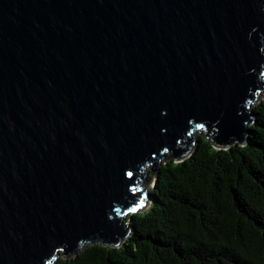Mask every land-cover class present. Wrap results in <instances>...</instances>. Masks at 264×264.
Returning <instances> with one entry per match:
<instances>
[{
  "label": "water",
  "instance_id": "1",
  "mask_svg": "<svg viewBox=\"0 0 264 264\" xmlns=\"http://www.w3.org/2000/svg\"><path fill=\"white\" fill-rule=\"evenodd\" d=\"M263 91L264 0H0V264L120 247L159 163L244 146Z\"/></svg>",
  "mask_w": 264,
  "mask_h": 264
},
{
  "label": "trees",
  "instance_id": "2",
  "mask_svg": "<svg viewBox=\"0 0 264 264\" xmlns=\"http://www.w3.org/2000/svg\"><path fill=\"white\" fill-rule=\"evenodd\" d=\"M251 113L244 146L217 150L202 134L158 169L120 247L89 245L53 264H264V91Z\"/></svg>",
  "mask_w": 264,
  "mask_h": 264
},
{
  "label": "rangeland",
  "instance_id": "3",
  "mask_svg": "<svg viewBox=\"0 0 264 264\" xmlns=\"http://www.w3.org/2000/svg\"><path fill=\"white\" fill-rule=\"evenodd\" d=\"M260 99H261V96H259L258 97V99H257V101L256 102H258V101H260ZM203 133H201L200 132V134L198 133L196 136H195V140H197V138L199 137V136H201ZM170 161H172V159H169V160H167L166 162H164V161H162V162H160L159 163V168L163 165V164H165V163H167V162H170ZM174 163H178V162H174ZM151 174V172L149 171L148 172V175H150ZM150 176H152V175H150ZM154 181H155V177H151V179H150V186L151 185H153L154 186ZM145 210V209H144ZM144 210H142V212L144 211ZM138 213H141V212H138ZM129 226V225H128ZM61 258V257H60Z\"/></svg>",
  "mask_w": 264,
  "mask_h": 264
},
{
  "label": "bare ground",
  "instance_id": "4",
  "mask_svg": "<svg viewBox=\"0 0 264 264\" xmlns=\"http://www.w3.org/2000/svg\"><path fill=\"white\" fill-rule=\"evenodd\" d=\"M261 96V95H260ZM255 105V104H254ZM252 107H253V105H252ZM252 109V108H251ZM201 133H203V135H204V132H201ZM198 133H195V136L197 135ZM196 146V140H195V137H194V144H193V149H194V147ZM151 178V176H149V179Z\"/></svg>",
  "mask_w": 264,
  "mask_h": 264
}]
</instances>
